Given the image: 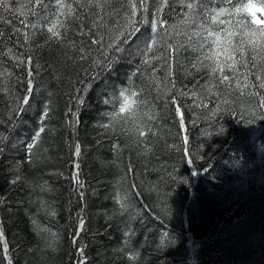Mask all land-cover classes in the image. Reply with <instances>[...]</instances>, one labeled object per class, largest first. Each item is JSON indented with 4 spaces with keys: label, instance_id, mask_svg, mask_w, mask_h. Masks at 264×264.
<instances>
[{
    "label": "trees",
    "instance_id": "1",
    "mask_svg": "<svg viewBox=\"0 0 264 264\" xmlns=\"http://www.w3.org/2000/svg\"><path fill=\"white\" fill-rule=\"evenodd\" d=\"M249 3L264 8V0L0 7V264H264V23L235 13ZM222 9L233 14L214 23ZM209 31L225 40L219 50ZM252 33L249 53L236 43ZM125 95L131 113L120 112ZM151 130L161 137L151 142ZM251 151L262 172L254 184L263 182L227 189L223 181L249 178L231 164ZM140 185L153 202L178 190L181 224L165 223ZM119 204L128 206L124 228L111 216Z\"/></svg>",
    "mask_w": 264,
    "mask_h": 264
},
{
    "label": "rangeland",
    "instance_id": "2",
    "mask_svg": "<svg viewBox=\"0 0 264 264\" xmlns=\"http://www.w3.org/2000/svg\"><path fill=\"white\" fill-rule=\"evenodd\" d=\"M258 8V7H257ZM190 12L191 11H187L186 12V14H190ZM256 12V17H255V19H256V21L258 22V23H260V21H262L263 19H264V14H262V12L261 11H255ZM228 16V15H227ZM258 19V20H257ZM260 20V21H259ZM262 22H264V21H262ZM237 36H232L231 37V40H233V39H235ZM237 45H239L240 46V48L242 49V50H244V49H247V50H249V43H247L246 41H244L243 40V42H241V43H236ZM236 50V48L234 49V51ZM249 53H252L250 50L248 51ZM242 53H244V51L242 52ZM242 56H244L245 57V54H243ZM229 62V61H228ZM169 65H172L171 66V68H174L175 66H174V63H169ZM154 70V69H153ZM188 73V72H187ZM186 73V71H185V74H187ZM224 79V78H223ZM173 81H175V80H173ZM238 82V81H237ZM175 82H173V84H174ZM238 83H240V82H238ZM165 86H163V88H165V90H167V89H169L170 87H171V85H170V83L169 82H165ZM230 84V83H229ZM237 86H239V87H241V84H238ZM117 99V98H116ZM173 103H175V102H173ZM110 104H112V105H108V104H106L105 103V106L106 105H108V106H113L114 104H113V102L112 103H110ZM136 114H138V116L136 117V118H139L140 119V121H139V119L136 121V124L137 125H141L142 124V120H143V116H142V114H144V112L141 110V109H138L137 110V112H136ZM139 116H141V118L139 117ZM176 119H177V121H175V120H173L174 122L173 123H176L177 125H179V118H177L176 117ZM190 124H193V122L192 123H190ZM161 133L162 132H157V131H150V134H149V136L147 137V138H149L152 134L153 135H155V136H158V137H161ZM153 135H152V137H153ZM151 138V137H150ZM193 139L197 142V140H198V138H196V137H193ZM151 140V142H152V138L150 139ZM149 142V141H148ZM200 149V148H199ZM76 153H78V152H76ZM76 153H74V155H76ZM248 153V156H246L245 158V160H241V161H239L240 162V164L239 163H232L231 164V166H233L234 168H237V167H239V169H241V170H243V171H245V173H247V174H249V178L247 179V177L246 176H243V175H240V177H239V179H237V180H232V181H230V183H228L229 181H223L224 182V185H227L226 187H227V189H233V188H236V190H238L239 188L236 186L237 184H241V182H243V181H246V180H248L249 182H247V185H249V187L251 188V187H253L255 184L256 185H259V184H261L263 181L260 179V178H256V181H255V184H254V176L255 177H257V176H260V174H262V172H263V174H264V170L262 171V172H258L257 170H254V169H257V168H254V166L255 165H257V159H255V157L257 156V154H255L254 152H247ZM235 165H237V167L235 166ZM228 166H230V163H229V161L227 160V151H225V153H224V155H220L219 156V163H217V167L220 169V171H221V173H223L224 171L226 172L227 170H226V167H228ZM257 167V166H256ZM262 168H264V167H262ZM236 171V170H235ZM205 172V176L206 177H209V175L207 174V171H204ZM152 176V175H151ZM144 178H143V176L142 175H137V177H136V181L138 182V183H140L141 184V182H142V180H143ZM149 179V178H148ZM226 180V179H225ZM223 182H222V184H223ZM231 184V185H230ZM140 189H141V193L142 194H144L145 196H146V198H145V200H147V201H149L150 202V205L157 211V213H160V214H162V215H164V217H162L163 219H164V221H165V223L167 222V223H171V224H173V225H175V226H179L180 224H181V222H180V220L178 219V217L180 216V214H179V210H178V203H177V201H178V197H179V192H178V190H170V191H168V190H165L166 192L163 194V196H164V199H158V200H155L154 199V202H153V197H151V196H149V194L147 193V192H145V191H143L142 192V186L140 185ZM116 189H117V187H116ZM120 188L118 187V190H119ZM117 190V191H118ZM125 191H126V195H130L131 193H132V191H129V190H127V189H125ZM216 193V192H215ZM220 195V194H219ZM198 196H202V195H200V194H198ZM216 196H217V193H216ZM110 198H112V196L110 195ZM203 198V206H206L207 204H209L211 201H213L214 200V198L212 197V196H209V198H204V197H202ZM144 199L142 200V201H145ZM229 202V201H228ZM153 204V205H152ZM212 204V203H211ZM223 204V203H222ZM202 205H200V206H198L199 208V210L198 211H200V210H203V206ZM119 208L118 207H116L114 210H112L113 211V213L111 214V216H115V218L119 221V222H117V224L121 227V228H124L125 227V224H126V222H125V220L124 219H122L121 218V216L123 215H121V211L122 210H124L126 207H128V206H124L123 204H119ZM102 207L104 208V205H102ZM111 209V208H110ZM126 213V212H125ZM120 215V216H119ZM125 215V214H124ZM124 215H123V217H124ZM111 216H108L107 217V219H104L101 223H99V225L101 226V228H103L104 227V225H105V223H106V220H110V218H111ZM146 216V215H145ZM145 216H143L141 219H137L138 220V222H140V223H144L146 220H147V217H145ZM110 217V218H109ZM34 222V221H33ZM33 222H31V224L33 223ZM45 227H47L48 228V226L47 225H45V223L44 222H41ZM162 223V222H161ZM160 223V225H162ZM157 225H158V223H157ZM42 225H38V228H39V230L40 231H42V232H44L46 229L45 228H43V227H41ZM149 228H151L150 226H149ZM149 228L147 229V230H149ZM156 228H161V229H163V227H160L159 225L158 226H156ZM164 230H167V229H165L164 228ZM39 231V232H40ZM41 232V233H42ZM125 233V232H124ZM234 233H229V235H228V239H230V238H232V239H234L235 238V235H233ZM45 235H47L46 233H45ZM233 235V236H232ZM237 235V234H236ZM48 236V235H47ZM49 237V236H48ZM136 238V237H135ZM166 239H169V238H166ZM35 242H37L36 240H34ZM30 252V251H29ZM25 254H26V250H25ZM129 254L130 255H132L130 252H128V251H125L124 252V257L125 258H128V256H129ZM221 256L223 257V258H227V259H231L232 258V256L231 255H229V254H226V253H224V254H221Z\"/></svg>",
    "mask_w": 264,
    "mask_h": 264
},
{
    "label": "snow or ice",
    "instance_id": "3",
    "mask_svg": "<svg viewBox=\"0 0 264 264\" xmlns=\"http://www.w3.org/2000/svg\"><path fill=\"white\" fill-rule=\"evenodd\" d=\"M37 2H39V0H37ZM58 2H59V0H58ZM0 7L6 8L7 7V0H0ZM61 7H63V5H61ZM188 7L191 8L192 4L189 3ZM253 10H255V11H264V8H257L254 4L249 3V4H246V5H242L239 8H236L235 9V13H252V14H254ZM71 12H72V9L69 6V13L68 14L71 15ZM232 14L233 13L226 12L225 10L222 9V10H220L219 12H217L215 14V17H213V22L214 23L218 22L219 21V17L225 16V15H232ZM219 22L222 23L223 21H219ZM237 23L242 26V20L238 21ZM48 31L51 32L54 37L60 38V32L57 30V26L56 25H52L51 27H49ZM259 31H260L261 36H264V28H261ZM235 34L236 33L234 31H229L227 33L226 42H227L228 45H231V43H232L230 37L234 36ZM208 35L209 36L215 35V39H214L213 43L217 46V50H219L225 44V40H222L221 36L219 34H214L212 31H209ZM246 35H248V34L246 33ZM251 35H252L253 38L249 39V41H248L249 44L258 43L257 39L255 38V33H252ZM224 51H225V53H228L229 49L227 47H225ZM217 54H219L218 51H217ZM231 58L232 57L229 55V59H231ZM218 67L220 68L221 71H223L222 67H220L219 65H218ZM229 67H232V65H229ZM224 79L227 80L228 77L225 76ZM24 103H27V100H25ZM134 103H135V101L130 100V98L125 95L124 96L123 105L120 107V112L121 113H125V112L131 113ZM42 130L43 129H41V131ZM38 137H39V133H37V138Z\"/></svg>",
    "mask_w": 264,
    "mask_h": 264
}]
</instances>
